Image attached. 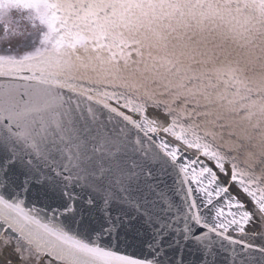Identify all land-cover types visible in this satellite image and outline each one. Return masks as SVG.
<instances>
[{"label": "snow or ice", "instance_id": "snow-or-ice-1", "mask_svg": "<svg viewBox=\"0 0 264 264\" xmlns=\"http://www.w3.org/2000/svg\"><path fill=\"white\" fill-rule=\"evenodd\" d=\"M254 141L264 0H0V264H264Z\"/></svg>", "mask_w": 264, "mask_h": 264}, {"label": "water", "instance_id": "water-1", "mask_svg": "<svg viewBox=\"0 0 264 264\" xmlns=\"http://www.w3.org/2000/svg\"><path fill=\"white\" fill-rule=\"evenodd\" d=\"M135 54L133 53V59H135ZM134 67V66H133ZM132 69L130 68L129 71ZM149 87H154V85L149 84ZM161 99L167 100L169 97L167 95L160 97ZM204 127L203 121H198ZM225 127H216L213 129L216 133V143L220 145L227 151H231L233 145L238 144L240 140L238 138H243L245 135V129H247L246 123L240 121L238 116L236 117H226L225 120L221 121ZM250 131V130H249ZM245 148H247V141H244ZM256 146L252 149L255 152V158L253 160H248L246 150H242L239 153H235L240 156L242 161H245L248 165L256 169L257 175L261 174V170L264 169V164H261L262 152H264V146L260 145L258 141L253 142Z\"/></svg>", "mask_w": 264, "mask_h": 264}]
</instances>
